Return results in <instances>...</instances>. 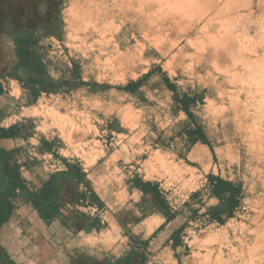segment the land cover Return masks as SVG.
<instances>
[{
  "label": "rangeland",
  "instance_id": "374dc122",
  "mask_svg": "<svg viewBox=\"0 0 264 264\" xmlns=\"http://www.w3.org/2000/svg\"><path fill=\"white\" fill-rule=\"evenodd\" d=\"M58 1L60 38L43 37L38 49L48 76L67 85L38 99L33 113L40 131L59 135L65 155L91 165L103 155L101 131L111 123L120 144L140 147L138 167L161 178L173 190L168 201L180 203L199 192L204 177L198 164L178 163L169 153L170 144H177L174 149L181 144L172 137L187 120L172 105L175 96L206 98L195 120L206 116L204 127L224 146L218 154L231 171L224 175L242 195L231 220L197 233L194 240L202 249L194 258L197 264H264V107L257 88H246L247 76L241 75L248 60L264 51L256 46L264 5L260 0ZM179 6L185 9L174 12ZM166 78L176 90L167 88ZM81 79L97 85L96 92L74 91ZM141 79L144 89L135 96L117 89Z\"/></svg>",
  "mask_w": 264,
  "mask_h": 264
},
{
  "label": "crops",
  "instance_id": "0c3cea01",
  "mask_svg": "<svg viewBox=\"0 0 264 264\" xmlns=\"http://www.w3.org/2000/svg\"><path fill=\"white\" fill-rule=\"evenodd\" d=\"M59 4L50 14L52 36L42 25L50 6L45 0H0V149L9 152L22 181V190L9 199L10 220L0 229V247L9 264H68L80 258L107 264H197L194 257L202 248L195 237L232 219L224 214L223 201L213 195L217 181L236 188L235 181L224 175L226 169L231 172L218 154L224 146L204 127L206 116L195 120L206 98L195 97L186 106L191 117L182 110L181 97L172 105L179 118L187 120L172 137L181 144L176 149V143L170 144L169 153L178 163L198 164L204 177L201 189L188 201H168L173 190L165 188L154 173L138 167L140 147L120 144L116 138L121 134L111 123L101 131L106 134L105 145L101 143L103 155L91 165L65 155L60 136L40 131L41 121L33 113L38 99L46 94L34 97L12 76L17 52L26 43L29 52L36 43L34 50L41 54L38 44L43 37L60 38ZM24 70L17 72L20 78H25ZM136 82L129 83L133 93L118 91L135 96L144 89ZM85 88L91 87L78 81L72 89ZM196 129L205 143L195 140ZM237 206L229 212L233 214Z\"/></svg>",
  "mask_w": 264,
  "mask_h": 264
},
{
  "label": "trees",
  "instance_id": "16d2710c",
  "mask_svg": "<svg viewBox=\"0 0 264 264\" xmlns=\"http://www.w3.org/2000/svg\"><path fill=\"white\" fill-rule=\"evenodd\" d=\"M29 43H26L25 48L19 49L17 52V65L15 66L14 71L15 75H12L17 81H19L22 85L23 91H28L33 94L34 97L38 96L40 93L45 94H53L58 92L62 87L67 85L65 81L55 82L53 81L48 74L46 73L45 67L42 64L41 58L42 55L39 54L36 50V43H32L33 50L29 52ZM18 47V46H17ZM20 69H25V78H20L17 72ZM146 76H149L147 74ZM146 76L144 78H146ZM144 79H141L135 83V86H139ZM167 88L171 91H174V87L169 84L168 79L164 80ZM79 84L82 86H90L91 91H95L97 85L85 83L83 81H79ZM34 86H38L37 89H34ZM75 87V86H74ZM73 87V88H74ZM118 90L133 93V87L131 84L126 85L125 87H118ZM194 99H187V97H181L179 102L182 104V110L188 117H191V113L186 110V106L188 104L194 103ZM178 98L175 96V101ZM195 140L202 141L205 143V139L202 137L200 133H198V129H196ZM22 190V181L19 178L18 169L16 165H12L10 162V154L9 152L0 149V229L10 220L12 206L10 204L9 199L14 196L16 190ZM214 197L222 200L223 203L221 207L224 208V214L231 217L232 215L230 209H233L237 203L236 198L239 196V191L237 188H233L230 183L223 182L221 180L217 181V187L213 189ZM0 264H9L7 254L0 247ZM68 264H107L104 261H98L90 258H80L79 260H71Z\"/></svg>",
  "mask_w": 264,
  "mask_h": 264
},
{
  "label": "clouds",
  "instance_id": "9594fccd",
  "mask_svg": "<svg viewBox=\"0 0 264 264\" xmlns=\"http://www.w3.org/2000/svg\"><path fill=\"white\" fill-rule=\"evenodd\" d=\"M260 4L264 5V0H260ZM249 15H251V13H249ZM259 19L261 23L264 24V13L261 14ZM258 35L261 36V40L256 46L264 49V27L261 28ZM253 55H255V52H253ZM241 75L247 76V79L243 81L246 88H257L255 95L261 96L259 104L261 107H264V51H261L256 59L250 60L244 65V73Z\"/></svg>",
  "mask_w": 264,
  "mask_h": 264
},
{
  "label": "flooded vegetation",
  "instance_id": "af4514ba",
  "mask_svg": "<svg viewBox=\"0 0 264 264\" xmlns=\"http://www.w3.org/2000/svg\"><path fill=\"white\" fill-rule=\"evenodd\" d=\"M49 6L48 8V12H47V17H45L44 21L42 22V25L45 26V29H47L49 31V29H51V24H52V19L50 18V14L52 13V11L54 10L53 9V6L55 5H58V1L56 0H45ZM34 3V1H32ZM52 6V7H51ZM33 20L35 21V24H39V20H38V17L35 16V19L33 18ZM49 33L52 35V36H55V34L50 30Z\"/></svg>",
  "mask_w": 264,
  "mask_h": 264
},
{
  "label": "bare ground",
  "instance_id": "6f19581e",
  "mask_svg": "<svg viewBox=\"0 0 264 264\" xmlns=\"http://www.w3.org/2000/svg\"><path fill=\"white\" fill-rule=\"evenodd\" d=\"M187 1H189V0H187ZM183 6H184V5H183ZM188 6H189V5H188ZM117 9H118V8H117ZM177 9H178V10H179V9L182 10V9H185V7H184V8H181V7L179 6V8L177 7V8H175V10H173V11L176 12V11H178ZM173 11H172V12H173ZM167 12H168V11H167ZM178 12L181 13V11H178ZM183 13H184V12H183ZM183 13H182V14H183ZM168 14H170V13H168ZM182 14H181V15H182ZM185 14H186V13H185ZM163 15H164V14H163ZM173 15H174V14H173ZM156 16H157V15H156ZM166 16H167V15H166ZM184 17H185V16H184ZM203 17H204V16H203ZM148 18H149V17H148ZM150 18H151V17H150ZM152 18H153V17H152ZM154 18H155V17H154ZM159 18H160V17H159ZM207 18H208V17H207ZM209 19H210V17H209ZM147 20H148V19H147ZM153 21H154V20H153ZM157 21H158V19H157ZM157 21H155V22H157ZM151 23H152V22H151ZM153 24H154V23H153ZM155 26H156V25H155ZM186 26H187V25H186ZM141 27H142V26H141ZM94 28H95V27H94ZM149 28H150V27H149ZM138 29H139V28H138ZM140 29H141V28H140ZM142 29H144V28H142ZM142 29H141V30H142ZM138 32H139V31H138ZM140 33H141V32H140ZM142 33H143V32H142ZM189 38H190V37H189ZM189 43H190V42H189ZM137 44H138V43H137ZM201 47H202V46H201ZM201 47H200V48H201ZM198 49H199V48H198ZM203 49H204V48H203ZM216 49H217V48H216ZM220 49H221V48H220ZM203 51H204V50H203ZM215 51H216V50H215ZM224 51H225V50H224ZM226 52H227V51H226ZM217 55H218V54H217ZM239 59H240V58H239ZM196 60H197V59H196ZM199 60H200V59H199ZM215 60H216V59H215ZM240 60H241V59H240ZM240 60H239V61H240ZM234 61H237V60L234 59ZM244 61H245V60H244ZM248 62H249V60H248ZM238 63H239V62H238ZM238 63H237V64H238ZM212 64H213V63H212ZM214 67H215V65H214ZM239 78L241 79V77H239ZM233 94H234V93H233ZM235 97H236V96H235ZM235 99H236V98H235ZM259 99H260V98H259ZM237 100H238V99H237ZM258 106H259V105H258ZM260 107H261V106H260ZM215 108H216V107H215ZM217 108H218V106H217ZM222 109H223V108H222ZM261 109H262V107H261ZM256 110H257V109H256ZM259 110H260V109H259ZM215 111H216V110H215ZM221 111H222V110H221ZM221 111H220V112H221ZM263 111H264V110H263ZM235 113H236V112H235ZM261 113H262V112H261ZM261 113L259 112V115H260ZM216 114H217V113H216ZM262 114H263V113H262ZM262 114H261V115H262ZM234 115H235V114H234ZM261 115H260V116H261ZM218 116H220V115H218ZM216 117H217V116H216ZM257 118H258V117H257ZM244 122H245V121H244ZM245 123H246V122H245ZM250 123H251V122H250ZM250 126H251V125H250ZM252 127H253V126H252ZM255 137H256V136L254 135V138H255ZM257 137H258V136H257ZM257 139H258V138H257ZM252 144H253V143H252ZM252 144H251V145H252ZM253 147H254V146H253ZM249 148H250V147H249Z\"/></svg>",
  "mask_w": 264,
  "mask_h": 264
}]
</instances>
